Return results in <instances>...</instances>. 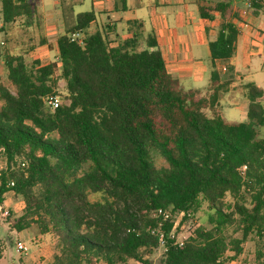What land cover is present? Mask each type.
<instances>
[{"label":"trees","instance_id":"trees-1","mask_svg":"<svg viewBox=\"0 0 264 264\" xmlns=\"http://www.w3.org/2000/svg\"><path fill=\"white\" fill-rule=\"evenodd\" d=\"M197 4L203 19H222L209 43L206 95L179 85L153 34L144 41L139 20L128 21L131 36L111 46L103 32L86 33L95 12L79 13L58 39V60L46 65L3 53L9 85L0 70V206L9 193L22 197L23 215L8 216V224L55 239L47 264H152L146 256L159 247L162 264H225L227 252L238 258L253 235L263 244L254 264H264V89L245 84L247 119L225 117L220 97L230 81L221 82L215 62L234 56L240 30L229 16L232 0ZM251 11L264 12V3ZM1 12L4 26L35 22L34 0H2ZM75 33L81 40H72ZM62 82L69 103L51 110L45 101ZM152 152L167 167L158 168ZM91 194L102 200L90 201ZM203 203L207 225L176 245L174 219L164 214L184 213V223ZM229 226L241 237L226 236Z\"/></svg>","mask_w":264,"mask_h":264},{"label":"crops","instance_id":"crops-1","mask_svg":"<svg viewBox=\"0 0 264 264\" xmlns=\"http://www.w3.org/2000/svg\"><path fill=\"white\" fill-rule=\"evenodd\" d=\"M54 1L59 3L56 7L58 11L56 16H51L52 13L47 11L45 6L49 2L53 4V0H34L35 22L29 28L35 26V30H32L31 35L25 33L23 40L20 36L24 44L30 42L43 45L35 50L43 52L38 56H35L37 52H34L33 63L39 61L46 65L58 60L59 37L74 25L76 16L82 13L81 11L76 13L74 8L87 6V0H72L71 2L68 0L67 5L64 0ZM197 1L99 0V15L95 9L88 10L96 14V21L89 29L92 31L93 25L99 20V31L103 32L107 39L110 38L111 46H115L119 41L131 36L128 21H141L144 25V41L150 33L153 34L163 54L168 72L179 82V85L184 90H200L203 95H206L213 70L209 43L216 39L222 19L217 13L212 21L203 19L199 14ZM64 6L72 14L69 26L63 22ZM230 10L229 16L239 27L240 36L234 56L227 62H215L221 82L230 81L228 91L220 97V108L227 119H232L235 112L229 109L227 117L224 108L225 102L233 98L235 101L242 102L243 110L240 116H246L247 119L249 99L245 84L254 83L259 89H264L255 82L257 74L264 75V12L253 14L251 10H246L243 0H232ZM147 22L150 31L146 32ZM24 59L26 61L25 57ZM232 120L229 121L234 122ZM38 234L42 238V245L38 250L39 256V254H44L43 241L49 235H41L39 232ZM54 253L53 250L50 254L51 259L47 260V263L52 260ZM34 260L35 258L31 261Z\"/></svg>","mask_w":264,"mask_h":264},{"label":"rangeland","instance_id":"rangeland-1","mask_svg":"<svg viewBox=\"0 0 264 264\" xmlns=\"http://www.w3.org/2000/svg\"><path fill=\"white\" fill-rule=\"evenodd\" d=\"M47 1V0H46ZM68 0H64L65 5L68 4ZM72 0H69L71 2ZM78 1V0H75ZM210 3H215L219 0H207ZM87 6L79 8H74L75 12H83L88 11L90 9H95V11L98 12L99 15V0H87ZM46 4V3H45ZM54 4V5H53ZM52 2L47 3L46 10L51 12V16H56L58 11L56 10V7L59 6V3L53 0ZM62 4V2H61ZM60 10H62L61 7H59ZM58 17V15H57ZM71 17L72 14L68 12V10L63 8L62 10V18L63 22L67 26L71 25ZM150 28H148V22L146 24L145 30L150 31ZM32 30H35V26L32 28L26 27L24 25V18H18L14 23L4 26L3 25V19H2V12H1V3H0V70L2 73V78L5 84L9 85V81L7 78L8 71L7 68L4 66L2 61V56L4 52H8L11 55L14 56H24L26 58V62L29 66L32 65L34 61V52H37L38 56L42 54V50L35 51L36 49L42 47V44H32L30 42L24 44L22 43V38L24 37L25 33L28 35H31ZM92 31H99V20L93 25ZM91 29H88L86 33H91ZM151 34V33H150ZM21 36V39H20ZM109 41L110 38H108ZM145 43L144 41L141 42L140 48H144ZM45 61V60H44ZM255 82L257 85L264 87V75L257 74L255 76ZM58 96L60 97V100L62 104H68L67 100V92L64 87V83L62 82L60 84V89ZM226 108V109H225ZM225 108L224 113L228 117L229 109L233 110L235 114L233 115L232 119L228 118L229 120H232L234 122H242L245 121V117H241L240 113L243 110V104L240 101H235L233 98L227 100L225 102ZM208 115L209 112H207ZM261 136L264 138V129L261 130ZM153 160L155 162V165L158 168H164L167 167L166 161L157 153L152 152ZM5 163L0 159V168H4ZM90 201H100L102 200V196L100 194H91L89 196ZM225 204L230 207L231 210L234 205V200L231 196H227L225 199ZM25 208V202L22 199V197L15 195L14 193L7 194L6 202L3 205V207L0 208V264H46L47 260L51 259V252L55 251V239L49 235L44 241H43V248L44 254H39L38 256V250L40 248V245H42V238L38 234L37 228L33 227L32 230H26L22 232H18L14 229H12L11 225L8 224V216H11L12 218H19L23 215ZM208 204L203 203L201 209L196 213L195 218H190L188 221L182 223L183 217L180 215H174L173 219L179 223L178 230L181 228V226L185 225V229L188 228L191 224L194 225V229L196 228V225L198 224H204L207 225V219H208ZM190 224V225H189ZM181 231V230H180ZM226 236L231 238H240L241 232L238 230L237 226H229L225 231ZM18 242H22L26 248V252H19L17 248ZM262 243H259V240L253 236H250L247 242L243 245V253L236 259H233V253L227 252L225 256V264H254L255 262V254L256 250L259 246H262ZM264 248V247H263ZM163 254L162 247H159L156 251H154L152 254L146 256V258H149L150 261H152V264H162L161 258ZM34 261H31L34 259ZM143 261V260H140ZM95 264H104V263H95ZM125 264H137V261L135 260H129Z\"/></svg>","mask_w":264,"mask_h":264},{"label":"built area","instance_id":"built-area-1","mask_svg":"<svg viewBox=\"0 0 264 264\" xmlns=\"http://www.w3.org/2000/svg\"><path fill=\"white\" fill-rule=\"evenodd\" d=\"M246 10H252L253 6L255 4H260V3H264V0H243ZM2 2V0H0V3ZM81 36L82 34L80 33H75L72 35V40H76V39H80L81 40ZM224 70H226V68H224ZM45 104L47 106V108L54 110L56 108H58L59 106L62 105V102L60 100L59 96H52V97H48L45 101ZM181 217H184V213H180L178 214ZM173 219V216L170 213H165L164 214V219L165 220H170ZM162 225V224H161ZM178 225H180V222L177 223L174 220V226L173 229L170 233V239L175 241V244L178 246H182L184 244V242L193 235L194 232V225L193 224H189L190 226H188L187 229H185V225L181 226V228L178 230ZM181 230V231H180ZM160 243L161 245L164 244V240H163V235L160 238ZM17 248L19 252H26L27 248L26 246L22 243V242H18L17 244ZM137 264H146L144 261H137Z\"/></svg>","mask_w":264,"mask_h":264}]
</instances>
